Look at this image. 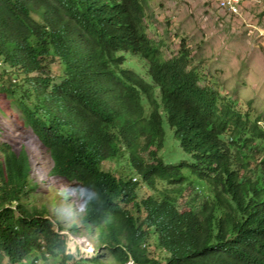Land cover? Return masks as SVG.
<instances>
[{"label": "trees", "instance_id": "1", "mask_svg": "<svg viewBox=\"0 0 264 264\" xmlns=\"http://www.w3.org/2000/svg\"><path fill=\"white\" fill-rule=\"evenodd\" d=\"M146 5L0 0V91L28 128L0 127V264L74 260L64 230L94 242L92 264H264L261 117L202 82L184 40L167 58ZM176 141L188 157L167 161ZM41 165L81 206L69 225L29 200Z\"/></svg>", "mask_w": 264, "mask_h": 264}, {"label": "rangeland", "instance_id": "2", "mask_svg": "<svg viewBox=\"0 0 264 264\" xmlns=\"http://www.w3.org/2000/svg\"><path fill=\"white\" fill-rule=\"evenodd\" d=\"M146 16L148 35L161 43L167 58L178 52L184 40L192 51V65H197L202 73V82L214 83L225 98L234 100L242 114L249 113L252 119L264 118V3L250 1L240 15H228L212 0H147ZM136 58L130 56L127 64L138 70ZM25 122L15 98L0 91V127L7 131L6 138L14 139L24 133L23 130L28 131ZM164 126L170 138L173 129L166 120ZM33 142L25 141L31 151L35 147ZM176 143L175 147L167 149V161L188 157L178 141ZM104 167L108 168V163L105 162ZM39 175L46 179L30 196V202L47 204L49 216H59L69 225L74 221L75 209L81 206L66 197L61 185L47 178V167L39 166ZM62 233L66 236V254L74 256V260L66 264H92L87 260L93 259L97 252L89 236L68 230ZM96 233L97 229L93 232L95 239ZM104 251L108 254L106 249ZM62 256H53L43 250L20 264L33 261L35 264H62ZM2 262L6 263L7 259Z\"/></svg>", "mask_w": 264, "mask_h": 264}, {"label": "built area", "instance_id": "3", "mask_svg": "<svg viewBox=\"0 0 264 264\" xmlns=\"http://www.w3.org/2000/svg\"><path fill=\"white\" fill-rule=\"evenodd\" d=\"M215 6L228 15H240L248 2L264 3V0H212Z\"/></svg>", "mask_w": 264, "mask_h": 264}, {"label": "clouds", "instance_id": "4", "mask_svg": "<svg viewBox=\"0 0 264 264\" xmlns=\"http://www.w3.org/2000/svg\"><path fill=\"white\" fill-rule=\"evenodd\" d=\"M258 117V116H257ZM261 117V119L258 121V125L263 129L264 131V118L262 116H259ZM256 118V117H255ZM254 119V118H253ZM166 119H164V122H165ZM167 122V121H166ZM188 156V154H187ZM190 158V157H189Z\"/></svg>", "mask_w": 264, "mask_h": 264}]
</instances>
